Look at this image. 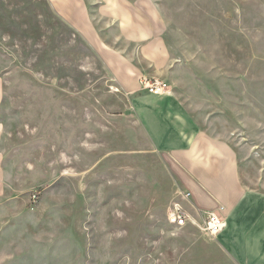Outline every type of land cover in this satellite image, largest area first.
Here are the masks:
<instances>
[{
  "label": "rangeland",
  "instance_id": "1",
  "mask_svg": "<svg viewBox=\"0 0 264 264\" xmlns=\"http://www.w3.org/2000/svg\"><path fill=\"white\" fill-rule=\"evenodd\" d=\"M89 2L0 0V211L15 215L2 251L28 264H178L189 229L169 215L192 200L116 70L127 53L170 59V91L264 191V0H133L114 29L109 4L98 18Z\"/></svg>",
  "mask_w": 264,
  "mask_h": 264
},
{
  "label": "crops",
  "instance_id": "2",
  "mask_svg": "<svg viewBox=\"0 0 264 264\" xmlns=\"http://www.w3.org/2000/svg\"><path fill=\"white\" fill-rule=\"evenodd\" d=\"M123 2L133 0H92L89 4L103 5L95 9L98 18H102L99 12L104 4H109L106 8L110 13L103 15V20L114 29L125 22L120 19ZM157 49L161 53L158 46ZM122 57L125 62L116 70L119 87L131 95L136 118L154 151L173 158L174 166L180 170L181 184L191 193L192 210L184 206L188 201L183 203L190 218L187 225L179 227L189 229L184 240L190 245L181 252L179 243L178 264H264V191L245 180L244 168L226 141L203 134L200 121L175 92L151 95L141 87L144 79L168 81L175 72L170 59L155 56L143 63V58L135 61L138 57L130 53ZM151 62L154 68L147 67L152 66ZM5 197L0 200L5 201ZM212 214L227 223L216 237L206 231ZM13 216V212L0 211V264H28L22 254L2 251V234ZM207 234L210 238L205 243L203 238L207 239ZM38 262L36 257L29 260V264Z\"/></svg>",
  "mask_w": 264,
  "mask_h": 264
},
{
  "label": "built area",
  "instance_id": "3",
  "mask_svg": "<svg viewBox=\"0 0 264 264\" xmlns=\"http://www.w3.org/2000/svg\"><path fill=\"white\" fill-rule=\"evenodd\" d=\"M141 87L145 89L150 94L164 95L170 92V86L162 80L154 79L147 80L144 79L141 83ZM191 193L186 196L189 198ZM188 214L181 208L176 207L174 211L169 215V222L171 225H176L178 227H183L187 225L189 220ZM227 223L224 218L219 215L212 214L207 220L206 231L213 237L218 236L221 231L226 227Z\"/></svg>",
  "mask_w": 264,
  "mask_h": 264
},
{
  "label": "bare ground",
  "instance_id": "4",
  "mask_svg": "<svg viewBox=\"0 0 264 264\" xmlns=\"http://www.w3.org/2000/svg\"><path fill=\"white\" fill-rule=\"evenodd\" d=\"M116 91H117V92H120V90H119V89H116ZM151 95H153V94H151ZM154 95H158V94H154Z\"/></svg>",
  "mask_w": 264,
  "mask_h": 264
}]
</instances>
